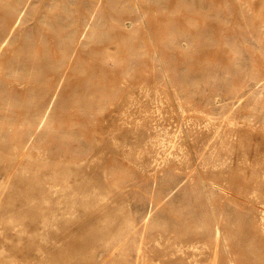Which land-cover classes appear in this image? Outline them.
<instances>
[{"label": "rangeland", "instance_id": "rangeland-1", "mask_svg": "<svg viewBox=\"0 0 264 264\" xmlns=\"http://www.w3.org/2000/svg\"><path fill=\"white\" fill-rule=\"evenodd\" d=\"M0 264H264V0H0Z\"/></svg>", "mask_w": 264, "mask_h": 264}, {"label": "bare ground", "instance_id": "bare-ground-1", "mask_svg": "<svg viewBox=\"0 0 264 264\" xmlns=\"http://www.w3.org/2000/svg\"><path fill=\"white\" fill-rule=\"evenodd\" d=\"M16 22V21H15ZM15 22L13 23V25L15 24ZM83 23V22H82ZM101 42V41H100ZM49 191H51V190H49Z\"/></svg>", "mask_w": 264, "mask_h": 264}]
</instances>
